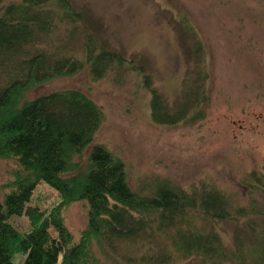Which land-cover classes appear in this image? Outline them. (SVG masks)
I'll list each match as a JSON object with an SVG mask.
<instances>
[{
	"label": "rangeland",
	"instance_id": "374dc122",
	"mask_svg": "<svg viewBox=\"0 0 264 264\" xmlns=\"http://www.w3.org/2000/svg\"><path fill=\"white\" fill-rule=\"evenodd\" d=\"M70 2L83 20L57 23L54 32L29 47L31 53L57 49L81 56L84 37L93 32L108 48L143 63L156 90L173 104L187 72L196 68L188 49L200 40L209 77L207 115L192 125H155L147 94L134 91L130 81L120 85L110 77L93 80L86 70L45 81L27 91L25 99L68 88L81 90L105 115L93 143L104 144L123 159L133 190L152 177L181 188L211 185L231 199L233 208L246 210L226 219L188 211L189 221L198 229L218 234V256L204 262L201 256L183 259L172 252L170 264H264V0ZM180 21L188 33H183ZM4 83L1 74L0 86ZM15 167L13 160L0 159V200ZM57 200V192L40 182L29 204L48 210ZM63 215L77 239L85 228L86 205L73 202ZM9 219L16 230L29 231L24 214ZM167 242V235L157 236L154 243L145 239L119 242L112 253L120 264H136L127 256L137 258L153 252L155 243ZM96 255L101 261L109 258L99 249ZM23 258L19 253L12 261L22 264Z\"/></svg>",
	"mask_w": 264,
	"mask_h": 264
},
{
	"label": "trees",
	"instance_id": "16d2710c",
	"mask_svg": "<svg viewBox=\"0 0 264 264\" xmlns=\"http://www.w3.org/2000/svg\"><path fill=\"white\" fill-rule=\"evenodd\" d=\"M3 1L0 159H11L16 167L0 200V264H14L12 258L19 253L24 256L22 264H120L112 253L116 244L141 239L154 243L163 235L168 236L167 243H155L153 252L127 256V261L170 264L172 252L183 259L201 256L204 262L218 256V234L198 229L189 221L188 211L226 219L246 210L233 208L231 199L211 185L181 188L152 177L133 190L123 159L104 144L93 143L105 115L91 97L74 88L29 100L24 96L45 81L86 70L93 80L110 77L120 85L130 81L134 91L147 94L153 124L192 125L206 117L211 102L200 40L188 49L196 70L189 67L178 100L170 104L154 87L143 63L108 48L93 32L86 33L81 56L57 49L29 51L39 38L54 32L57 23L83 20L70 0ZM180 23L188 33L185 22ZM40 182L58 195L48 210L29 204ZM78 201L86 205V223L74 239L63 211ZM23 214L30 222L27 232L16 230L9 219ZM97 249L109 257L107 262L97 257Z\"/></svg>",
	"mask_w": 264,
	"mask_h": 264
}]
</instances>
